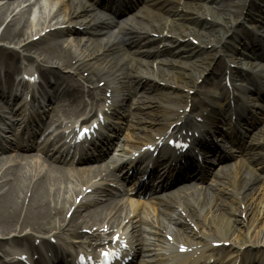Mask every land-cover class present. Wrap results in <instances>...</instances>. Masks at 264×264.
Instances as JSON below:
<instances>
[{"label": "bare ground", "instance_id": "1", "mask_svg": "<svg viewBox=\"0 0 264 264\" xmlns=\"http://www.w3.org/2000/svg\"><path fill=\"white\" fill-rule=\"evenodd\" d=\"M3 1H7L6 3ZM76 0H0V26H3L2 32L0 34V40L3 42H9L13 44H18L20 49L23 53L26 55H40L43 56L44 62L47 64H51L52 66L50 69H58L62 68L63 66H71V59L70 55L73 51L81 52V54L86 58L94 59V63L82 65L80 59L77 60L76 64L78 66L75 68L76 71L80 72L82 68L85 66H88L89 70H99L100 73L104 74V71L107 69V65L105 63H102L100 61L101 55L103 52L107 51L109 48L108 46H105L103 42L99 43L97 46L98 52H100V55H97V53L93 52L92 48H90V45L94 43L93 40L88 39L87 42L85 41L86 37L78 38V37H72V38H63L59 39L55 36H51L46 42L44 43H38L34 42V38L41 37L43 38L46 36V30L53 27L58 26L62 24H66L68 26H88L89 24H84L87 18V2L84 0L79 1L76 4ZM225 3V2H224ZM4 4V5H3ZM156 4V3H155ZM40 5H46L48 7H52L51 11L53 12V15L55 12H58V8L64 7L63 15L58 19V21L54 24L48 22L46 26H40L37 27V24L35 23V20H31L29 18L31 13L36 12V7ZM218 9H220L221 15L220 17L218 15H215L216 19L218 18L219 21H224L223 18H227L228 14L226 13V7L224 6H217ZM94 9V8H93ZM204 15L210 16L212 15V11L210 9H206L204 12ZM84 26V27H85ZM169 28H172L170 26ZM72 28H67L66 32H72L70 30ZM123 31V27L120 28ZM61 30L56 31L55 33H59ZM85 32V30H84ZM127 34L136 35L137 39H146L147 33L149 32H143L142 30H139L136 26H132L128 28V31H125ZM86 33L89 34V30H86ZM54 34V33H53ZM205 34L199 35L200 39L201 36ZM207 38L208 35H205ZM181 37V36H179ZM40 38V39H41ZM203 37V39H205ZM180 40V38L178 39ZM111 41V37H109L108 44ZM148 42V40H146ZM82 45H85L83 48ZM97 45V44H96ZM95 45V46H96ZM11 53L13 55H17L19 51L12 50ZM88 53V54H87ZM93 53V54H92ZM138 53L147 54L148 56L151 55L150 51H138ZM137 57V56H136ZM136 61L137 58H135ZM140 59V58H139ZM98 62H97V61ZM55 66V67H54ZM123 70V68H122ZM61 71V70H60ZM53 73H58V71L54 70ZM131 73V71H130ZM128 73L127 77L132 78V75ZM140 77V76H139ZM61 78L64 80L63 82L66 83V92L67 97L69 99H77L80 98L82 101H84V96L87 92L81 91L78 89V84L76 81L71 77H65L61 76ZM104 78V77H103ZM141 78V77H140ZM129 79V78H128ZM108 86L110 85V81H108ZM141 82V81H140ZM129 86L130 80H128ZM54 99L56 97L54 95H51ZM167 104V103H166ZM139 108V107H138ZM176 109L178 106L174 105H166L164 112L162 115H160V118H157L156 116L153 123H151L156 130H152L153 132L157 131V129L161 128L164 129L168 125H171L175 118L178 117V120L182 116V114H178L177 116L168 114L167 109ZM139 110V109H138ZM175 116V117H173ZM140 125L149 123L145 120H141L137 122ZM140 130L144 131V128L140 126ZM260 145H263V143H258ZM59 152L58 154H60ZM36 165L34 167L31 166L30 163H26L22 166H20L16 177H15V183L13 188L6 194L5 196H2L1 193L4 191L3 189H0V229L2 231L10 229L13 223H18L20 216H23L22 222L20 224L26 225L30 224L34 227L43 228L44 222L49 223V213H50V204L49 200L53 196L54 201L56 200L57 203H60L61 206L66 203L67 198L60 197L58 190L54 189L53 191V183L57 179L60 181H65L67 178L69 179V176L57 172L55 173V169H51V178L43 180L40 184L37 186H33L31 184V181L33 177L35 176V172L37 171ZM42 171H37V175L39 177H43V174H41ZM77 174L80 176V178L84 179L88 175H92V172H94L93 168H77ZM242 171L238 172V177L235 179L236 186L239 187V190L244 192L245 186L242 187L240 184H242L246 179L244 177V174H241ZM34 175V176H33ZM71 178V177H70ZM52 182H51V181ZM242 187V188H241ZM57 190V192H56ZM260 191L254 190L253 192L247 193L244 197V200H246V211L249 216V226L245 225V222L241 220V218H237L238 212L241 213L239 207L237 206V201L233 198H231L233 191L226 190V189H218V193L215 194V198L213 200L205 201L202 205L197 204V206L188 205V215H185L186 218H184L182 213L176 215L171 214L169 211H162L163 217H168L170 220L176 224L179 225L181 228L188 229L190 232V236L198 237L196 233H194L189 228L190 222H197L202 225H211L214 227L217 232L216 234L219 236V239H215L214 241H220V240H226L224 236H221V232H223L226 236H230L233 241L242 242L244 233L246 228L249 227L248 233L250 237H252L256 244H262L264 246V192L260 195ZM249 196H252L253 199L250 200ZM172 202L166 203V205H172L173 202H177V198L170 199ZM108 209H101L99 211H96L88 216V218L93 219V215H104ZM200 211V213H199ZM187 214V213H186ZM205 217V219L202 218L203 221H201L202 215ZM161 215V213L159 214ZM231 217H234V220L232 221ZM45 220V221H44ZM253 222H258L257 229L253 230L251 226L253 225ZM148 224H150V221H147ZM220 230V231H219ZM221 237V238H220ZM260 241V242H259ZM151 252V251H149ZM237 256H234L232 258V262H237ZM235 262V263H236Z\"/></svg>", "mask_w": 264, "mask_h": 264}, {"label": "rangeland", "instance_id": "2", "mask_svg": "<svg viewBox=\"0 0 264 264\" xmlns=\"http://www.w3.org/2000/svg\"><path fill=\"white\" fill-rule=\"evenodd\" d=\"M3 2H7V1H3ZM4 5V4H3ZM186 7L189 11V15H187L184 18V22L181 23L178 19H173L171 20V18H165V17H159V16H152V22L154 24H169L168 26H172L171 29H168V31H166L165 33L168 35V38L171 39V36L174 37H178L181 36L180 38L184 41L185 45H180L177 46V51L178 54H176L175 51L169 52L168 56L166 57L167 59H165L166 61L162 60L160 62H154L157 66L158 65H162L160 68L161 71V77H169V78H174L175 76L177 77L178 74H187V76H190L192 74H198L199 72L197 70H199L202 66L205 65L204 63V59L200 58L197 60H188V59H193V56L195 54V52L198 51V49H195L193 46H189V41L188 38L189 37H195L197 38V40L200 41V43L205 46L206 43L212 42L217 40L218 35L220 34V30L221 28H217L215 29L213 32H207L205 31L202 27H199L198 24H201L200 20H205L209 19L208 21H212V20H218L214 19L216 16L218 15L220 17L221 15V11L220 9H218L217 6L213 5V3H211L209 0H189L186 2ZM36 12L35 13H31L29 18H31V20H35V23L37 24V27L42 26L43 24H48V22H51L52 24L56 23L58 18L61 17V15H63V7H61L59 9V7L57 6L56 8H58V12H55L53 15V12L51 11L52 7H48V6H44V5H40L38 7H36ZM210 9L212 11V15L210 16H206L204 15V12L206 9ZM223 19V17H222ZM207 21V22H208ZM226 24H228L231 20L227 19L225 20ZM148 24V22H147ZM167 26V27H168ZM3 26H0V34L2 32ZM164 34V35H166ZM208 35L207 38H205L206 36L203 35L201 36V39L199 37V35ZM203 37L205 39H203ZM67 38H72L67 37ZM174 41L171 39L169 42L166 43V47H171V48H175V45L173 43ZM5 44H7L6 42H4ZM18 45V44H16ZM39 56V55H38ZM36 57V55H35ZM38 58V57H37ZM167 62L169 64H172L171 66L167 65ZM168 67H165V66ZM164 66V67H163ZM182 67H187V70L182 69ZM154 68V67H153ZM187 71V72H186ZM263 192H260V195ZM250 199L252 200L253 197H250ZM239 212L237 214V218H239ZM232 221L234 220V217H231ZM247 225L249 226V222L247 223ZM246 225V226H247ZM244 228L246 229V227L244 226ZM249 228V227H248ZM246 232V231H245ZM229 238H231L229 236ZM247 239V238H246ZM246 239H244L243 236V240L242 242L246 241ZM252 240H254L253 238H251Z\"/></svg>", "mask_w": 264, "mask_h": 264}]
</instances>
